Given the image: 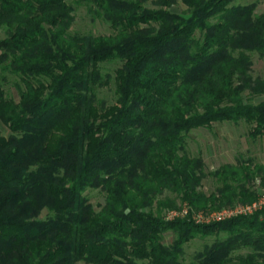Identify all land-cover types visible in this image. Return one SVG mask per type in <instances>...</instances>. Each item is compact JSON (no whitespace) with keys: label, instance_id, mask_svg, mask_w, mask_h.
Returning <instances> with one entry per match:
<instances>
[{"label":"trees","instance_id":"obj_1","mask_svg":"<svg viewBox=\"0 0 264 264\" xmlns=\"http://www.w3.org/2000/svg\"><path fill=\"white\" fill-rule=\"evenodd\" d=\"M179 1L185 15L171 11L176 0H0V264H264V210L191 219L256 200L264 166L205 172L186 144L223 123L264 137V79L251 75L264 14L237 0ZM78 8L110 33L73 32ZM88 190L103 193L99 210ZM197 237L215 239L186 263Z\"/></svg>","mask_w":264,"mask_h":264},{"label":"rangeland","instance_id":"obj_2","mask_svg":"<svg viewBox=\"0 0 264 264\" xmlns=\"http://www.w3.org/2000/svg\"><path fill=\"white\" fill-rule=\"evenodd\" d=\"M248 3H255V13L264 14V0H237L235 2L237 5ZM170 9L177 14L185 15L186 9L179 0H176V3ZM71 30L77 33H91L93 35H107L110 33L106 23L100 20H92L91 17L86 14L83 8H78L76 10L75 20ZM251 58L253 62L251 75L253 77H260L264 79V58H259L255 53L251 54ZM114 67V64L109 63L104 65L103 70L105 73L112 74ZM5 89L9 96L17 99V93L12 86H5ZM99 96L103 98L105 102H110L112 99L111 89L100 90ZM260 99L264 100V97ZM260 99L255 98L254 102H257ZM248 130L249 127L244 122H238L236 124H213L209 129L201 128L192 130L186 138L187 150L190 155L199 156L202 158L205 172L214 171L226 163L233 164L237 161H246L248 159L252 160L254 163L264 166V137L253 140L248 136ZM0 132L2 135H8L5 128L1 125ZM215 187V181L211 180V178H207L203 181L201 190L208 194L212 192ZM258 191H260L258 193L264 192L262 189H258ZM86 196L89 198L96 210H99L100 206H102L104 203V195L99 190H88L86 192ZM183 207H185V205L177 202L178 209ZM223 208L226 207H222L221 209ZM162 213L163 215H166L167 210H164ZM214 239V237H208L204 239L197 237L186 244L184 246L185 262L188 263L191 261L193 255H195L198 251H201L205 245L212 244ZM172 240L173 235L171 233L165 235V244H170ZM78 264L85 263L79 262Z\"/></svg>","mask_w":264,"mask_h":264},{"label":"built area","instance_id":"obj_3","mask_svg":"<svg viewBox=\"0 0 264 264\" xmlns=\"http://www.w3.org/2000/svg\"><path fill=\"white\" fill-rule=\"evenodd\" d=\"M262 210H264V192L258 193L257 199L251 203H240L217 211H195L192 213L191 219L196 225H209L212 223L223 222L234 217L251 216ZM186 212V208L179 212H169L167 214V219L172 220L178 216L183 217Z\"/></svg>","mask_w":264,"mask_h":264}]
</instances>
